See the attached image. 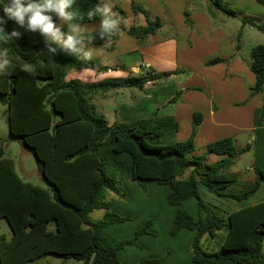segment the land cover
Returning a JSON list of instances; mask_svg holds the SVG:
<instances>
[{
    "label": "trees",
    "instance_id": "obj_1",
    "mask_svg": "<svg viewBox=\"0 0 264 264\" xmlns=\"http://www.w3.org/2000/svg\"><path fill=\"white\" fill-rule=\"evenodd\" d=\"M128 1L133 14L142 15L145 24L125 28L122 26L125 14L114 8L117 30L102 39L97 35L98 28L89 33L93 37L89 43L113 51L118 33L126 31L143 40L161 27L158 19L151 20L144 8L133 0ZM97 2L75 0L73 8L84 15ZM208 2L211 9L237 17L223 0ZM257 2L264 8V0ZM241 21L264 32V26L252 19ZM80 22L99 23V18L88 20L84 16ZM185 22L189 23L186 13ZM0 32L10 37L4 47L11 66L7 74L0 75V105L5 107L8 131L34 157L48 185L43 188L22 180L13 160L0 148V219L6 221L12 234L10 239L0 234V264H28L47 255L82 264H121L118 251L134 240L119 241L105 229L131 218L110 212L105 199L108 193H120L118 185L122 180L132 181L142 189H146L148 182L170 187L166 202L176 208V213L169 233L174 236L182 229L194 232L188 247L193 264H264L261 256L264 200L225 212L202 199L198 192V185H202L209 193L236 202L252 197L264 183V169L253 168L256 178L251 184L224 172L247 147L237 149L233 139L227 137L209 144L206 153L194 155L193 139L202 121L200 114L193 115L191 134L185 141H176L178 127L170 116L154 115L108 125L94 114L92 95L123 86L142 89L147 81L165 80L173 73L88 85L78 80L66 81V74L72 69L104 71L106 68L60 51L51 55L43 37L16 25L2 6ZM13 32L20 35L12 36ZM251 59L250 70L255 81L250 95L253 96L262 91L264 83V45L253 47ZM221 62L222 59L215 58L206 64ZM207 154L223 158L207 164ZM187 169L191 171L186 176ZM189 199L196 202L195 218L181 208ZM100 209L106 210L105 219L91 221L89 214ZM223 229L225 234L218 249L205 251L201 238L207 235L212 239ZM142 233L147 231L141 229L135 237ZM135 264H164V261L142 259Z\"/></svg>",
    "mask_w": 264,
    "mask_h": 264
},
{
    "label": "crops",
    "instance_id": "obj_2",
    "mask_svg": "<svg viewBox=\"0 0 264 264\" xmlns=\"http://www.w3.org/2000/svg\"><path fill=\"white\" fill-rule=\"evenodd\" d=\"M223 1L236 12L237 17H228L218 10L211 9L208 0H133L137 6L148 12L151 20L158 19L161 27L143 40L130 36L126 31L120 32L115 36L113 51L88 43L87 46L93 51L90 60L106 69L96 71L82 68L67 73L65 80H78L88 85L104 81L123 82L127 78L149 79L150 76L173 73L165 80L147 81L142 89L123 86L92 95L90 103L94 114L103 118L108 125L129 123L154 115L170 116L178 127L176 141H185L190 137L193 115L200 114L202 121L193 139L194 152L198 144L199 148L206 150L209 144L230 137L235 147L239 140L242 141L243 146L236 147L237 149L247 147L245 152L251 150L253 168L264 169V83L260 93L250 95L255 81L250 70L253 46L244 45L243 33L246 30L251 31L253 27L241 21L249 18L264 20V8L257 0ZM108 3L112 10L116 8L125 14L126 19L122 22L125 28L145 24L142 15L133 14L128 0H108ZM185 13L189 23L185 22ZM92 23L94 26L87 30L88 33L98 30L99 23ZM243 47L248 52L249 59L246 53H243ZM215 58H220L223 62L211 66L206 64ZM178 69L187 71L188 77L179 79L175 76ZM211 84L224 85L225 90H215ZM238 84H242L239 90ZM205 90L208 94H204ZM174 97L175 100H172ZM221 158L223 156H219V160ZM42 180L45 182L43 178ZM121 185L139 189L128 180H123ZM198 188L206 201L225 212H233L264 200V183L260 184L252 197L241 202L215 196L202 185H198ZM141 190L143 191L142 188ZM141 190L139 189L140 193ZM146 190L162 193L166 199L170 187L148 182ZM141 198L144 200L145 197ZM186 204L188 207L185 210L195 218V200L184 201L181 208L184 209ZM109 206L113 208L111 212L117 216H131L125 213L119 204L111 202ZM146 209L148 208L144 205L142 208H135L134 212L143 211L146 214L142 215V221L136 223L135 227L131 225L132 222L124 221L108 225L106 232L119 241L131 238L132 234L148 223L151 232L156 213H146ZM163 211L166 216V225L163 226L164 239L168 243L180 241L181 249L175 245L173 250L163 256L165 250L160 253L157 251L158 247L154 246L152 255H142V258H162L164 264H193L188 247L194 232L182 229L171 236L169 230L176 208L166 202ZM132 216L138 217L135 213ZM11 235L9 238L6 235L5 237L10 239ZM144 239L139 238L138 244L145 243ZM124 251V247L118 251V260H123L122 264H130L137 259L135 256L122 259Z\"/></svg>",
    "mask_w": 264,
    "mask_h": 264
},
{
    "label": "rangeland",
    "instance_id": "obj_3",
    "mask_svg": "<svg viewBox=\"0 0 264 264\" xmlns=\"http://www.w3.org/2000/svg\"><path fill=\"white\" fill-rule=\"evenodd\" d=\"M253 20L259 25H264L263 19L259 18L257 20L256 18ZM85 26H87L86 30H90V28H92L94 24L87 23ZM243 43L248 47H252V46L255 47L256 45H264V33H261L254 28L251 31L246 30V32L243 33ZM243 53H246L248 59L250 58L245 47H243ZM79 69L82 68L72 69L68 73ZM188 75L189 73L185 70L178 69L175 71V76H177L179 79H185L186 77H188ZM189 84L190 83H188V85ZM219 85L220 84H211L212 87L214 86L215 90L224 91L225 90L224 85L221 86ZM240 85L242 86V84L237 85L238 90L240 89ZM204 94H208V92L205 90ZM249 141L252 143L251 140ZM198 145L195 147V152L193 154L201 155L203 153H206L205 150L199 148L200 146ZM241 146H243V143L241 140H239L238 143L236 144V147L240 148ZM1 147H3L5 156L13 160L15 171L21 179H23L26 182L32 183L34 185H38L40 187L46 188L47 184H45V182L42 180V176L40 175L37 169V163L34 157L31 155V153L28 151V149L23 145V143L19 139L12 138L10 136L8 131L7 115L5 113V107L3 105H0V148ZM218 160H219V156L210 154L207 155L206 163L214 164ZM253 165L254 163H253L252 153L250 150L237 157L234 164L226 168L224 172L235 174L239 181H242L246 184H251L252 182H254L256 178L255 173L253 171ZM190 171H191L190 169H187L185 175L186 176L189 175ZM121 182L118 185L120 193L118 195L114 193H108L105 200L108 203L113 202L115 205L119 204L120 206H122L121 208H123L126 211L125 213H129V215H131L130 216L131 220L129 222H132L131 225H133V227L136 226V223L138 224L140 221H142L144 217L142 215H146L145 212L143 211L134 212L135 208L139 209L142 208V206L144 205L146 208H148L146 209L147 210L146 213H148L149 211H151V213L153 214L156 213V216L153 218L154 226L152 227L151 232L149 231L150 230L149 226L146 224L143 226L142 229H145L147 233L145 234L142 233L140 235H137L136 237L135 234H132L131 238L129 239H133L134 242L133 244L124 247L125 251L122 253V259H124V257L135 256V258L137 259H135L134 262H130V264H135L142 259H149V258H142V255L147 256L151 254V252L154 251V246L158 247L157 251H159L160 253L165 250L163 252V256L167 252H170L171 249L173 250L175 245L179 247L178 249H181L180 241H178L177 243H172V242L168 243L164 239L163 226L166 225L164 224L166 216L163 209L164 206L166 205V199L163 197L162 193L154 192L152 190H146V189H143L142 191L141 187H139L138 184L131 181L132 184H134L141 190L140 193L139 189L136 190L131 188H125V186L121 185ZM200 190L201 189L198 188V192L200 196L202 197V199L206 200L203 197L202 192ZM141 197H145L144 200H142ZM148 204H150L149 207ZM187 207L188 205L186 204L184 210ZM112 209L113 208L109 206L110 212L112 211ZM105 213L106 210L104 209L94 210L89 214V219L93 222L102 221L105 219ZM133 213H135L138 217L137 218L133 217L132 216ZM150 233L152 235H150ZM0 234L6 235L7 238H9L11 235V231L4 219H0ZM224 234H225V230L223 229L216 232L215 237L212 239L209 238L207 235L203 236L200 241L202 248L207 252L216 251L219 247L220 241L224 236ZM139 238H145L144 239L146 240L145 243L141 245L138 244ZM261 256L264 259V243L261 249ZM121 261L119 260L120 263ZM28 264H82V262L76 261L74 259H64L53 255H47L43 258H40Z\"/></svg>",
    "mask_w": 264,
    "mask_h": 264
},
{
    "label": "clouds",
    "instance_id": "obj_4",
    "mask_svg": "<svg viewBox=\"0 0 264 264\" xmlns=\"http://www.w3.org/2000/svg\"><path fill=\"white\" fill-rule=\"evenodd\" d=\"M75 0H0V6L9 19L20 28L39 33L51 55L58 51L82 60H90L93 51L87 45L93 37L80 21L99 18L98 37L104 39L117 30L118 20L108 0H99L81 15L73 8ZM20 33L13 32L12 36ZM10 37L0 32V75L7 74L11 66L7 48Z\"/></svg>",
    "mask_w": 264,
    "mask_h": 264
}]
</instances>
